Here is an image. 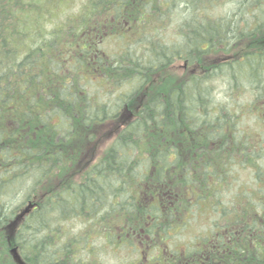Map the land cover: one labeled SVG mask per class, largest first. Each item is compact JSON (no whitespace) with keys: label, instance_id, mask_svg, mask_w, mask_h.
I'll return each instance as SVG.
<instances>
[{"label":"trees","instance_id":"16d2710c","mask_svg":"<svg viewBox=\"0 0 264 264\" xmlns=\"http://www.w3.org/2000/svg\"><path fill=\"white\" fill-rule=\"evenodd\" d=\"M177 61L184 77L167 70ZM105 125L110 146L73 179L79 142ZM258 126L264 0H0V264L14 246L25 264H85L99 238L154 264H264ZM25 186L28 211L12 212ZM207 214L211 235L171 243Z\"/></svg>","mask_w":264,"mask_h":264},{"label":"rangeland","instance_id":"374dc122","mask_svg":"<svg viewBox=\"0 0 264 264\" xmlns=\"http://www.w3.org/2000/svg\"><path fill=\"white\" fill-rule=\"evenodd\" d=\"M229 7V6H228ZM175 25H172L168 30H167V34H169L171 37L174 36V31H175ZM249 44V43H248ZM247 44V45H248ZM107 46L109 47V49H113L114 44L112 42H109L107 44ZM240 50V48H232V53H235L236 51ZM183 66V61H177L175 62L174 65H171L169 68H167V70H170L171 72H173V75L176 77L179 76H183V74L186 72V69L184 70L182 68ZM168 72H161V71H157L153 74L152 79L150 80L149 85L146 87L145 91H143V93H140L135 101L136 103H138L139 101H141L142 97H145V94L149 91V89L152 87V85L154 87H159L160 85H163L164 83V77H166ZM187 74V73H186ZM184 77V76H183ZM182 77V78H183ZM228 87L226 85V83L224 84V82H222L221 80H219L217 82V90L216 93L218 94L219 98H227L228 97ZM249 98V94L245 93L244 95H241L238 99L239 101L241 100L242 102L247 101V99ZM228 99H230V97H228ZM252 123L253 121L250 120ZM257 127V126H256ZM258 128L264 130L261 126H258ZM99 129H102V131L99 132L98 136L95 139H84V141H80L79 142V149H81L82 154L79 156L78 162L74 165V167H72V177L73 179H78L81 176V173L84 171L85 167H87L88 165L96 162L106 151V149L110 146L111 144V126H103ZM240 183H242L244 181V185H248L251 186L252 182H251V178H249V172L247 170H243L240 172L239 175V180ZM61 183V178L59 176H56V173L47 177L43 186H45L47 189L53 186H57L58 184ZM236 184L234 183L233 186L234 188L232 189V191L230 193H227V196L231 198L232 194L234 193L235 189L238 188V186H235ZM42 186V187H43ZM242 186V187H243ZM41 186L38 188V191L34 192V194H32V196L34 195H41L42 193L45 192L44 187L42 188ZM42 188V190H41ZM29 193H33V191L31 190V188H29L28 186H25L24 188H22L21 191H19L16 195H12L7 199V205L9 210H11L12 212L14 211V207L21 205L22 206V210H26L28 208V206L30 205L29 203V199H27L24 202L25 197L27 196V194ZM29 209V208H28ZM213 218L212 215L207 214L204 216H200V218L198 220H192L191 223H189V225L187 226V228L185 229L184 232H182L181 235H176L171 241L172 244L177 243L180 247L184 246L185 243H189L191 241H195L196 238L201 237V236H206V235H211V228H213ZM74 225V224H72ZM77 226V225H76ZM73 227V226H72ZM71 227V228H72ZM96 227V225H95ZM99 226H97L96 228L98 229ZM136 241L137 244H139V242L134 239ZM95 245L97 248L94 249V251H96V253L92 256L94 257H90L87 258L88 256L83 255V258L86 259L85 264H90L89 262H95V257L97 256L100 260V262L102 264H154L152 262H150L151 260V256L152 254H155V251H149L147 253H144L143 249H121V248H117V247H111L110 245L104 244V242H102V240L99 238L96 240ZM101 245H103L104 247H102ZM15 247V246H14ZM12 247V248H14ZM139 247V246H138ZM12 250V249H11ZM82 251L83 250H76L75 254L79 257L82 255ZM11 257H13L14 261L16 264H20L15 258H14V254L12 251H10ZM79 254V255H78ZM82 258V257H81ZM82 258V260H83ZM186 260V259H185ZM182 261L179 264H190L188 261ZM24 261V260H23Z\"/></svg>","mask_w":264,"mask_h":264},{"label":"water","instance_id":"95a60500","mask_svg":"<svg viewBox=\"0 0 264 264\" xmlns=\"http://www.w3.org/2000/svg\"><path fill=\"white\" fill-rule=\"evenodd\" d=\"M25 211H28V208L25 210ZM14 254V258L20 263V264H25L23 259L21 258L19 252H18V248L17 247H14L12 248L11 250Z\"/></svg>","mask_w":264,"mask_h":264}]
</instances>
